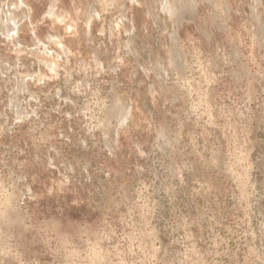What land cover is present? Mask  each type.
<instances>
[{
    "label": "rangeland",
    "instance_id": "1",
    "mask_svg": "<svg viewBox=\"0 0 264 264\" xmlns=\"http://www.w3.org/2000/svg\"><path fill=\"white\" fill-rule=\"evenodd\" d=\"M0 264H264V0H0Z\"/></svg>",
    "mask_w": 264,
    "mask_h": 264
},
{
    "label": "bare ground",
    "instance_id": "2",
    "mask_svg": "<svg viewBox=\"0 0 264 264\" xmlns=\"http://www.w3.org/2000/svg\"><path fill=\"white\" fill-rule=\"evenodd\" d=\"M54 7H55V5L54 4H51V8H50V10H49V14L50 15H53V9H54ZM90 7V6H89ZM172 8V7H171ZM96 13V12H95ZM93 14H94V12H93V10H92V8H89L88 9V16H87V26H89L90 27V23H91V21H92V18L94 17L93 16ZM14 30V29H13ZM57 40V39H56ZM57 42L60 44V46H61V48L64 50V51H66V48L60 43V41L59 40H57ZM47 47H45V49H46ZM178 66V65H177ZM179 68V67H178ZM119 106L120 108H121V103H118V104H116V106ZM126 113V111L124 110V112H123V114H125Z\"/></svg>",
    "mask_w": 264,
    "mask_h": 264
}]
</instances>
